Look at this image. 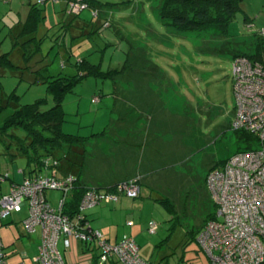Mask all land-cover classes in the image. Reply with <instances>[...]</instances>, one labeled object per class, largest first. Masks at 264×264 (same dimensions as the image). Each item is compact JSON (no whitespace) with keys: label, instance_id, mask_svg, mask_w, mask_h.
Returning <instances> with one entry per match:
<instances>
[{"label":"rangeland","instance_id":"1","mask_svg":"<svg viewBox=\"0 0 264 264\" xmlns=\"http://www.w3.org/2000/svg\"><path fill=\"white\" fill-rule=\"evenodd\" d=\"M21 1L0 0L1 54L14 49L10 28L14 27L15 35L23 30L18 25L21 14H26ZM95 1L102 14L96 9L98 17L94 18L87 9L84 17L91 21V16L96 23L70 30L63 29L57 15L67 5L70 16L66 15L64 21L70 23L74 15L67 0H49L43 5L46 9L39 38L48 34L41 43L42 57L49 64L45 75L53 79L60 75L74 78L85 74L64 99L63 132L92 137L94 132H102L109 125L113 110L126 105L129 99L140 100L138 107L145 103L157 106L160 120L165 123L160 129L163 147L174 152H165L157 163L160 170L155 179L157 191L145 185L142 197L131 200L145 204L133 217L140 230L136 240L141 256L156 264H210L198 242L206 221L216 213L206 178L212 169L249 146L232 129L235 118L233 60L238 54L250 51L257 54L261 39L258 32L264 30V0H243L244 12L228 26L226 34L218 35L171 33L158 14L163 0ZM82 61L84 66L78 68ZM14 62H20L19 57H14ZM89 65L97 67L100 74L85 72ZM2 84L4 93L8 97L17 96L22 106L36 102L42 103V110L54 106L48 84L30 85L10 73L2 78ZM95 99H98L96 103ZM13 112L8 108L0 114V128ZM15 134L25 136L23 130H16ZM107 144L109 141L100 142L99 147ZM90 146L94 149L95 142ZM14 150L15 147L11 152ZM112 153L111 158L116 155ZM98 163L93 158L87 159L89 167L97 166L99 172L111 169L107 164L98 166ZM129 163L133 170V162ZM26 168L24 159H10L0 141V174L16 175L20 182L23 177L19 171ZM1 186L0 198L10 193L12 184L7 180ZM46 196L54 209L63 198L60 191H48ZM28 211L25 206L20 213L0 220L1 234H8L12 240L8 248L9 264H16L20 254L30 251L32 242L23 226ZM151 221L159 226L154 235L148 232ZM39 234L40 230L33 238Z\"/></svg>","mask_w":264,"mask_h":264},{"label":"built area","instance_id":"2","mask_svg":"<svg viewBox=\"0 0 264 264\" xmlns=\"http://www.w3.org/2000/svg\"><path fill=\"white\" fill-rule=\"evenodd\" d=\"M38 1L43 4L49 0ZM69 5L74 16L88 9L83 0H71ZM92 16L97 18V12L93 11ZM258 34L264 39V30ZM261 58L255 61L238 55L233 60L235 118L232 129L250 134L253 140L249 141L248 148L235 153L207 175L206 186L216 213L204 225L198 242L210 264H264V49ZM58 166L59 162L49 160L45 161L44 169ZM10 179V173L0 174V187ZM74 189L72 176L58 178L56 174H41L12 183L10 193L0 198L1 221L28 206L29 214L23 221L26 233L32 235L40 230L41 243L33 264H66L60 246L69 248L74 240L97 249L99 264L113 260L117 264H156L141 256L133 238L117 244L107 241L100 231L91 227L85 214L102 203H117L122 197L139 198L138 180L125 181L110 190L86 187L79 212L72 220L65 214V206ZM48 191L63 194L57 209L47 199ZM158 228V223L151 221L148 232L154 235ZM0 264H9L1 234Z\"/></svg>","mask_w":264,"mask_h":264},{"label":"trees","instance_id":"3","mask_svg":"<svg viewBox=\"0 0 264 264\" xmlns=\"http://www.w3.org/2000/svg\"><path fill=\"white\" fill-rule=\"evenodd\" d=\"M83 1L88 4L90 12L96 11V9L100 10V6L95 0ZM45 4L46 2L43 3V5ZM33 8L34 11L24 23L22 32L15 35L14 27L10 30V37L14 41L12 52L7 54L0 52V114L8 108H12L14 111L6 120L5 126L0 128V141L6 146L12 161L18 158L24 159L29 167V173L39 175L44 170L45 161L68 160L75 162L73 158H82L86 154L87 139L65 134L62 129L66 118L64 99L85 74L80 73L74 78L60 75L53 79L45 75L49 66L42 57L41 43L45 38H37L39 26L44 20L42 16L44 9L36 7V5ZM243 12V0H163L158 14L163 25L171 33H214L218 35L226 34L228 26ZM101 17L107 21L106 17L103 15ZM257 47V54L238 55H246L259 61L262 59L261 51L264 49V39H260ZM14 57H19L20 62L15 63ZM83 64H85L84 61L79 63L78 68L84 66ZM85 72L95 76L100 74L99 69L94 65L86 67ZM8 73L19 78L20 81H27L30 85L48 84L49 92L54 99V106L49 110H42L41 102L22 106L17 96L8 97L4 93L2 84V78ZM16 130H23L25 136L23 138L17 136ZM237 134L248 143L251 139L253 140L248 133ZM13 147L15 150L11 152ZM73 178L75 189L68 198L65 214L75 220L86 188L82 187L75 177ZM214 218L215 213L209 217L206 223ZM92 251L95 252L92 264H99V251L97 249ZM107 264H117V262L113 260Z\"/></svg>","mask_w":264,"mask_h":264},{"label":"crops","instance_id":"4","mask_svg":"<svg viewBox=\"0 0 264 264\" xmlns=\"http://www.w3.org/2000/svg\"><path fill=\"white\" fill-rule=\"evenodd\" d=\"M11 1L13 2V0H7V2ZM34 5L43 8L44 11L46 9V6L44 7L38 0L21 1V7L26 11V14H21L22 20L20 18L18 25L21 24L23 27L27 18L34 11ZM44 11L42 12V16ZM67 11L66 5L64 10L58 13L56 12L60 19L59 24H62V26L64 25L63 29L70 30L71 27L82 29V27H88L96 23L91 16V21H87V17H84L85 12L80 16L70 17V23H67L64 21L66 15L70 16ZM2 22L1 20L0 24ZM40 27L41 25L38 30V39ZM10 29H12V27ZM9 36H11L10 32ZM45 38H48V34ZM247 54L252 55L254 52L250 51ZM139 102L140 100L132 101L129 99L126 105L123 104L122 107L113 110L111 122L102 132H94L92 137H84L87 139L86 154L82 158H73L75 162L68 160L61 161L56 169H44L39 175L56 174L58 178L73 176L79 181L82 187H96L101 190H110L120 183L136 179L141 185L140 197H142L143 187L145 185L151 190L157 191L156 185L158 180L155 179L160 171L158 170L157 163L164 157L165 152H171L173 154L174 150L166 151L163 147L164 142L160 137V129L165 123L160 120V114L159 111H157L158 107L154 104L150 105L151 103H145L143 106L138 107ZM105 141H109V144H107L109 147L107 148L106 145H101L99 147L100 142L103 143ZM92 142H95L94 149L90 146ZM111 152L116 153L113 158H111L113 155ZM88 158H93L95 161H98V166L107 164L111 169L104 168L102 172H99L97 166L95 169H93V166L92 168L89 167L87 164ZM129 161L133 162V170L130 169L131 164ZM19 174L23 177L21 181L18 182L16 180V175H11V184L21 183L26 178L37 175L29 173L28 165L26 169H21ZM153 175L155 178H153ZM46 197L48 199V196ZM131 200L133 199L122 197L118 204L105 203L88 210L85 214L87 215L91 227L100 231L104 238L112 244H117L128 238H133L137 242L136 237L139 235L140 230L133 220V217H135L137 209H139V211L143 210L145 204L133 202ZM1 226L3 227V224ZM35 234H37V232ZM35 234L28 236L32 242L30 243V251H25L20 254V258L17 260L18 263L16 262V264L21 262L33 264L32 259L38 254V248L41 243V233L34 239L33 237ZM20 236L24 237L22 234ZM1 237L4 243L5 253L9 259L10 256L8 255H10V251L8 248L12 244L11 237L8 234H6V236L1 234ZM60 250L65 258L66 264H92L95 253L91 248L77 240L72 241L69 248H65L61 245ZM15 255L16 253L13 254V256Z\"/></svg>","mask_w":264,"mask_h":264}]
</instances>
